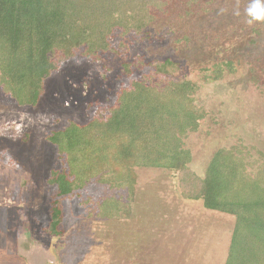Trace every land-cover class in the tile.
I'll return each mask as SVG.
<instances>
[{
  "label": "rangeland",
  "instance_id": "1",
  "mask_svg": "<svg viewBox=\"0 0 264 264\" xmlns=\"http://www.w3.org/2000/svg\"><path fill=\"white\" fill-rule=\"evenodd\" d=\"M161 1L168 3L155 9L143 34L116 32V53H80L65 63L46 80L37 107H19L0 86V239L1 230L13 238L4 244L8 250L31 235L41 264H225L234 217L184 199L174 173L136 169L132 198L97 180L59 198L48 183L64 164L47 137L71 122L86 124L100 110L106 118L120 88L129 86L126 64L142 78L166 60L179 65L175 79L199 87L195 104L202 119L184 141L193 156L191 172L204 177L222 148L243 158L250 176L264 172V22L248 23L250 0ZM119 2L136 7L154 0ZM126 14L131 21L134 11ZM229 61L235 69L225 68L216 79L212 67ZM107 197L128 203L132 216H93ZM55 201L63 212L58 237L50 233Z\"/></svg>",
  "mask_w": 264,
  "mask_h": 264
},
{
  "label": "trees",
  "instance_id": "2",
  "mask_svg": "<svg viewBox=\"0 0 264 264\" xmlns=\"http://www.w3.org/2000/svg\"><path fill=\"white\" fill-rule=\"evenodd\" d=\"M167 3L154 0L133 7L121 6L119 0H0V86L19 107L35 108L46 80L65 63L80 53L90 58L116 53V32L123 37L143 34L155 21V9ZM128 9L134 11L131 21ZM225 68L235 69L230 61L212 67L216 79ZM125 69L129 86L120 88L117 105L106 118L100 110L86 124L71 122L47 137L64 164L48 183L57 188L59 198L85 189L93 180L126 190L132 198L136 169L174 173L184 199L234 217L225 264H264V172L250 176L244 159L222 148L204 177L192 173L193 156L184 141L198 131L202 119L195 104L198 84L175 79L179 65L172 60L158 63L142 78L133 76L129 64ZM62 214L55 201L50 214L55 237L63 235ZM92 215L107 221L128 219L132 208L122 199L107 197ZM25 239L18 241L17 254L28 264H41L35 256L38 242L31 235Z\"/></svg>",
  "mask_w": 264,
  "mask_h": 264
},
{
  "label": "crops",
  "instance_id": "3",
  "mask_svg": "<svg viewBox=\"0 0 264 264\" xmlns=\"http://www.w3.org/2000/svg\"><path fill=\"white\" fill-rule=\"evenodd\" d=\"M4 231L1 230L2 232L1 234L3 233L4 234L2 235L3 239L2 238L0 239V264H7V263H3L6 262V260L7 261L9 260V264H28L24 258H22L17 254L16 248H12L11 250H8L7 246L4 245L7 241L13 239L8 233H6V230ZM1 243L4 245V248L1 246L2 245Z\"/></svg>",
  "mask_w": 264,
  "mask_h": 264
},
{
  "label": "clouds",
  "instance_id": "4",
  "mask_svg": "<svg viewBox=\"0 0 264 264\" xmlns=\"http://www.w3.org/2000/svg\"><path fill=\"white\" fill-rule=\"evenodd\" d=\"M248 23L264 22V0H250L247 8Z\"/></svg>",
  "mask_w": 264,
  "mask_h": 264
}]
</instances>
